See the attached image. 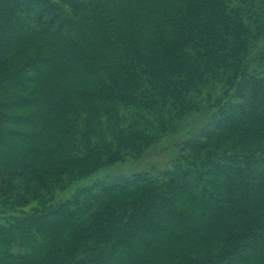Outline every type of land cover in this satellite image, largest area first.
Returning a JSON list of instances; mask_svg holds the SVG:
<instances>
[{
  "label": "trees",
  "instance_id": "1",
  "mask_svg": "<svg viewBox=\"0 0 264 264\" xmlns=\"http://www.w3.org/2000/svg\"><path fill=\"white\" fill-rule=\"evenodd\" d=\"M0 209V264H264V0H0Z\"/></svg>",
  "mask_w": 264,
  "mask_h": 264
},
{
  "label": "rangeland",
  "instance_id": "2",
  "mask_svg": "<svg viewBox=\"0 0 264 264\" xmlns=\"http://www.w3.org/2000/svg\"><path fill=\"white\" fill-rule=\"evenodd\" d=\"M204 119L200 116L191 117L186 121L185 132L182 135L168 137L162 140L154 149L150 150L147 155L141 161H130L124 164H117L107 170H103L91 176L88 179L80 181V184H85L94 181L96 178H101L109 175H126L138 171L149 170L153 166L162 168L168 164L176 152L174 145L178 144L185 138L191 131L203 123ZM89 184V183H88ZM189 208L198 211L200 209L198 203L189 204ZM1 212V209H0ZM3 215H0V219Z\"/></svg>",
  "mask_w": 264,
  "mask_h": 264
}]
</instances>
